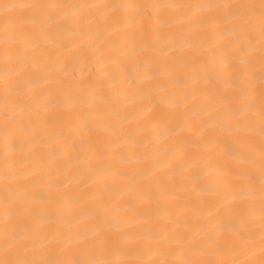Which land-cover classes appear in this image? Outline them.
Segmentation results:
<instances>
[{"label":"bare ground","instance_id":"obj_1","mask_svg":"<svg viewBox=\"0 0 264 264\" xmlns=\"http://www.w3.org/2000/svg\"><path fill=\"white\" fill-rule=\"evenodd\" d=\"M0 264H264V0H0Z\"/></svg>","mask_w":264,"mask_h":264}]
</instances>
